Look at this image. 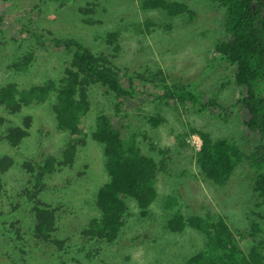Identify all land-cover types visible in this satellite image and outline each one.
<instances>
[{"label":"rangeland","instance_id":"1","mask_svg":"<svg viewBox=\"0 0 264 264\" xmlns=\"http://www.w3.org/2000/svg\"><path fill=\"white\" fill-rule=\"evenodd\" d=\"M169 1L185 4L192 18L143 10L140 0H0V88L16 85L18 98H25L34 86L61 79L69 56L56 53L57 40L75 39L130 75L153 72L143 104L128 114L123 109L116 112V101L104 87L89 88V110L81 126L85 143L77 145L71 166L46 177L42 187L22 165L35 168L47 156L60 157L71 139L56 128L49 108L53 95L42 104L22 106L14 116L0 106V157L9 155L14 161L0 175V264H183L203 248L204 236L190 227L180 234L169 232L166 221L173 214L221 216L231 230L248 228L254 199L244 171L236 169L223 186H216L203 179L195 163L201 141L192 131L246 145L235 106L239 90L233 71L213 54L214 45L224 39L222 10L215 0ZM85 8L90 12L83 15ZM113 32L117 33L115 50L107 42ZM29 55L31 60L23 65ZM158 70L163 75L158 76ZM156 77H164L167 85L188 87L198 102L213 98L224 114L220 110L212 115L198 113L192 103L181 107L157 102L151 97L162 93ZM98 114L113 117L123 140L133 141L141 154L158 162L161 150L167 151L168 158L156 174L157 198L148 213L140 216L135 202L126 199L124 226L111 243L85 234L88 222L99 217L95 193L107 181L102 147L91 139ZM26 116L32 117L29 136L11 148L4 136L9 127L22 128ZM149 118L158 120V125L153 126ZM37 187L42 189L37 199L56 209L52 242L33 236L30 197ZM258 239L264 254V234ZM242 246L247 251L249 241Z\"/></svg>","mask_w":264,"mask_h":264},{"label":"trees","instance_id":"2","mask_svg":"<svg viewBox=\"0 0 264 264\" xmlns=\"http://www.w3.org/2000/svg\"><path fill=\"white\" fill-rule=\"evenodd\" d=\"M215 2L223 14L224 39L214 45L213 54L221 56L233 71V83L239 90L235 106L244 128L246 145L240 146L223 138L212 139L207 133L192 131L201 141L200 149L195 154V163L203 179L216 186H223L236 169H242L254 199L249 213L251 218L248 228L239 231L231 230L221 216L205 219L175 213L167 219L165 228L171 233L180 234L190 227L204 236L203 248L189 256L183 264H264L263 244L258 239L264 234V0ZM140 8L161 11L170 17L188 15L192 18L186 5L175 1L140 0ZM89 10L82 9L81 13L86 15ZM84 22L89 24L90 21L86 19ZM116 40V32L107 35L109 44H114ZM53 44L56 53L69 56L58 82L48 80L41 86H34L28 90L25 98H18L19 92L14 84L9 83L0 88V106L13 116L20 113L22 106L42 104L53 95L54 100L49 108L56 128L71 138L60 157L47 156L40 164L36 163L35 168L29 163L22 165L32 174L39 187L43 186L46 177L70 167L77 145H84L81 126L89 110L90 87H104L116 101V112L119 114L120 109H123L128 114L143 104L142 96L147 82L153 76L151 71H147L146 75L122 72L115 68L106 55L93 53L75 39L57 40ZM116 48L114 44V50ZM30 60L31 55L24 58L23 65ZM157 72L160 73L158 76L163 75L161 71ZM155 79H158L162 90L160 95H151L157 102L165 105L176 103L181 107L192 103L197 105L198 113L212 115L215 110H220L224 114V109L213 98L198 102L199 97L188 87L167 85L164 77ZM136 83L142 86V90L137 88ZM31 120V116L23 117L22 128H8L4 140L11 148H16L29 136ZM148 121L153 126L159 123L154 118ZM113 122L114 118L106 114L95 117L91 139L102 147L107 181L95 193L94 203L99 217L91 219L85 231L91 239L107 243L114 242L124 226L128 212L126 199L135 202L140 216L144 217L148 213L157 198L154 187L156 174L159 169H164L168 161L167 151L159 150L161 158L158 162L141 154L133 141L128 144L123 140ZM13 165L14 161L9 155L1 156L0 175ZM41 190L37 187L30 197L33 201V236L43 242H52L50 237L56 231V209L37 199ZM2 193L3 182L0 178V198ZM246 240L249 241V247L244 251L242 243Z\"/></svg>","mask_w":264,"mask_h":264}]
</instances>
